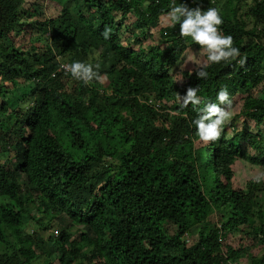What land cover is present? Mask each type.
Returning a JSON list of instances; mask_svg holds the SVG:
<instances>
[{"label":"trees","instance_id":"16d2710c","mask_svg":"<svg viewBox=\"0 0 264 264\" xmlns=\"http://www.w3.org/2000/svg\"><path fill=\"white\" fill-rule=\"evenodd\" d=\"M52 1L0 0V264H264V181H235L264 168V0ZM180 3L216 8L239 50L206 78L180 66L203 48L169 26ZM189 87L201 103L182 108ZM221 88L236 116L205 142L191 122Z\"/></svg>","mask_w":264,"mask_h":264},{"label":"clouds","instance_id":"9594fccd","mask_svg":"<svg viewBox=\"0 0 264 264\" xmlns=\"http://www.w3.org/2000/svg\"><path fill=\"white\" fill-rule=\"evenodd\" d=\"M167 18L169 20V26L175 27L177 24L179 25V34L181 37H189L192 42L202 46L204 52L207 54V62L202 64L196 73L198 77H207L208 73L204 69L210 63H219L222 60L227 61L230 58L234 59L239 54V50L232 46V37L230 35H222V31L218 29V26L223 21L216 8L210 7L202 10L199 6L189 8L184 3L173 4L167 13ZM110 31L111 29H105L101 35L105 39H108ZM61 67L64 71L70 73L73 78L81 80L85 84L91 82L97 76L93 65L79 60H74L71 63L62 62ZM12 89L15 88H10L8 91ZM216 99L219 103H205L198 118L193 119L191 122L195 126L196 134L205 142L216 141L221 136L223 126H228L227 122L233 115L225 110L224 107H221V105H230L232 103L226 88H221L217 92ZM189 103L193 105H199L201 103V99L197 96L195 88L189 87L186 90L180 106L182 108L187 107ZM26 105L27 101L25 98V103L18 106L23 107ZM154 105L156 108L158 107L157 104ZM231 128L229 126V130ZM205 157L207 158V156ZM251 179L253 183L260 184L264 181V172H258Z\"/></svg>","mask_w":264,"mask_h":264},{"label":"rangeland","instance_id":"374dc122","mask_svg":"<svg viewBox=\"0 0 264 264\" xmlns=\"http://www.w3.org/2000/svg\"><path fill=\"white\" fill-rule=\"evenodd\" d=\"M224 1L225 0H223V3ZM36 2H40V1L39 0H25L24 6L26 8H28L29 6H33L38 13H44V14L53 15V16L57 15L58 10L56 8V4L52 0H45L44 3H37L38 5H34V3ZM165 23H167V21H165L162 24L164 25ZM206 60H207V54L204 52L203 48H192L191 47L188 50V52L185 54L184 58L182 59L180 66L181 67L183 66L184 69H190V68H193L194 66L205 63ZM32 86L33 84L30 81L20 84L15 89H12L10 91H4L3 98L4 100L8 102V105L10 108H14L17 105H23L25 103L24 96L26 95V93L30 91ZM234 106L235 105H233V103L229 105V107H232V109H230L229 112L233 114L231 116V118L233 119L236 116V113H235L236 111H235ZM239 120H242L241 117ZM250 125H251L250 129L254 130V128L252 127V123ZM224 130H225L224 131L225 133L228 132L229 126H226ZM197 144H202V142H199ZM204 147H205L204 144L200 146L202 155L208 156V154H206ZM3 150H6V149H3ZM2 153L3 151H1L0 154ZM7 154L11 155V153H7ZM258 172H264V168H255L253 166L251 167L249 162L243 161L242 163L236 166V172H235L236 185L240 187L244 186L246 181H248L253 175L257 174ZM54 229L55 228H52L51 230L53 231ZM169 229H172V228L170 227ZM192 231L195 232L196 229L193 228ZM233 245L235 246L238 245V242H234ZM257 250L259 249L257 247H254V253L257 252ZM240 264H243V263H240Z\"/></svg>","mask_w":264,"mask_h":264}]
</instances>
